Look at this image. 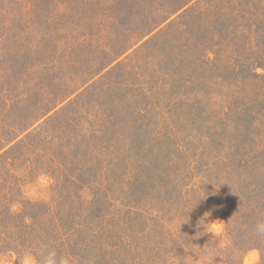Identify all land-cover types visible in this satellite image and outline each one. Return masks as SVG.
Returning <instances> with one entry per match:
<instances>
[{
    "label": "rangeland",
    "instance_id": "obj_1",
    "mask_svg": "<svg viewBox=\"0 0 264 264\" xmlns=\"http://www.w3.org/2000/svg\"><path fill=\"white\" fill-rule=\"evenodd\" d=\"M235 2L0 0V220L34 203L48 246L10 220L0 264H264V44ZM206 211L223 232L193 236Z\"/></svg>",
    "mask_w": 264,
    "mask_h": 264
},
{
    "label": "trees",
    "instance_id": "obj_2",
    "mask_svg": "<svg viewBox=\"0 0 264 264\" xmlns=\"http://www.w3.org/2000/svg\"><path fill=\"white\" fill-rule=\"evenodd\" d=\"M235 3H236V6H234ZM235 3L232 4V10L236 11V10L241 9V7H242V10L244 11L245 14H247V15L252 14L253 10H252V7L250 6L251 0H237V2H235ZM254 6H255L254 12L257 13V18L256 17L254 18L256 25L253 26L254 28L249 29V34H252V32H253V35H257L255 33L260 34L259 36L261 39H257V40L260 43L264 44V0L255 1ZM254 12H253V14H254ZM53 107H55V104H51V106H49L46 109L44 108L42 111H40L38 113L39 115L35 120H40L41 118L45 117L51 111L50 109ZM48 124H49V122H48V118H47L45 120L44 125H48ZM67 125L70 126L69 124H67ZM33 129H36V131H37V130H40L41 127H34ZM32 136H34V135H30V134L26 133V135L21 138L20 142L21 143L24 142L28 146H30V145L33 146L34 142L31 139ZM25 204L26 205L22 208L12 209V207H11V208H8L6 210V213L8 216L7 217L5 216V218L0 220V235H5L8 233L7 231H10L9 221L11 220L14 225H18V226H22V227H23V225H25L26 228H28V230L30 231L31 239H32L31 243L34 247H37L34 249L38 250L39 246H42V248L44 249L45 247H48V246L44 245L45 242L43 245H41L42 241L39 239V242H38V238L41 236L40 231L42 230L43 224L47 220V217L45 214L43 215V212H41L40 209L35 208L34 203L26 202ZM254 206L256 207L255 204H254ZM0 209L4 210V208H0ZM0 215L4 216V213L0 211ZM28 218L32 219V220L29 221ZM255 218H256L255 214H249V216H247V219H250V220L255 219ZM24 220H26V221L24 222ZM59 225H60V227H63V226L65 227L64 229H65L66 233H65V237L63 236L64 241H65V239L67 240V237L69 238V237H71V235H74L75 233H77L78 235H82L80 233V230H82V228H80L81 227L80 221L78 220L77 216L74 217L70 211L67 212L66 210H63V214L61 213V219H60ZM58 234H59V231H58ZM24 237L26 238V235ZM12 242L15 244L14 241H12ZM7 243H8V241H7ZM51 246H52V244L49 246V248ZM181 246H183V251H185V245L182 244ZM148 247H151V246H148ZM188 247L191 248L189 246V244H188ZM185 253H187V252H185ZM263 254H264V252H263ZM158 255H159V253H158ZM187 256H188V254H187ZM159 257H160V255H159ZM152 258L154 259L152 261L155 262L156 264L157 263L158 264H165L161 258H160L161 260L159 258H157V260H155L154 256H152ZM182 261H184V260H180V263Z\"/></svg>",
    "mask_w": 264,
    "mask_h": 264
},
{
    "label": "clouds",
    "instance_id": "obj_3",
    "mask_svg": "<svg viewBox=\"0 0 264 264\" xmlns=\"http://www.w3.org/2000/svg\"><path fill=\"white\" fill-rule=\"evenodd\" d=\"M206 198L207 197H201L200 201L203 199H206ZM197 204L194 205L189 210V214L194 210V208L197 206ZM210 217H211V211H206L203 213V215H201L198 218V220L194 226L197 230L195 231L193 236H195L196 233L199 231H202L204 233V235L205 234L219 235L223 232V224H222L221 220L210 219ZM189 221H190V215H189V219L184 221L183 223L189 222ZM255 230H256L258 235H264V221L257 222V224L255 226ZM196 238H199V237H196ZM259 260H260L259 251L257 249H250L247 253V258H246L244 264H259ZM28 264H31V258H29ZM48 264H53V260L49 259Z\"/></svg>",
    "mask_w": 264,
    "mask_h": 264
}]
</instances>
